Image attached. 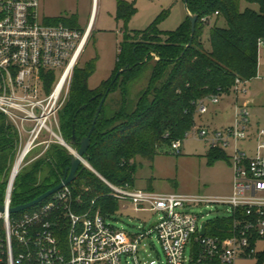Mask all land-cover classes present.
Here are the masks:
<instances>
[{
  "label": "built area",
  "instance_id": "obj_1",
  "mask_svg": "<svg viewBox=\"0 0 264 264\" xmlns=\"http://www.w3.org/2000/svg\"><path fill=\"white\" fill-rule=\"evenodd\" d=\"M48 19L41 12L40 0H0V112L18 132L14 166L19 157L22 165L35 147H40L41 153L32 160L40 157L52 143L76 152L61 135L58 112L68 96L73 68L91 30L89 25L80 30ZM209 19L202 17L204 22ZM262 44L264 40H259L258 46ZM59 67L62 70L58 76L55 73L51 89L41 94L42 71L55 72ZM246 83L236 78L229 93L235 100L230 123L214 130L205 123L193 128L197 136L209 141L211 148L229 150L233 184L228 195L120 187L99 175L86 158L82 159V164L94 170L119 203L129 202L137 211L149 210L157 215L154 224H139L134 232H127L116 228L99 209L76 212L71 183L39 206L18 212L21 215L10 213L13 180H8L0 202L4 206L0 211V264H123V260L125 264H232L239 256L257 254L256 243L264 239V128L250 132L247 103L239 102V94L247 93ZM220 99L218 94L200 99L195 114L208 113V103L218 104ZM247 138H254L253 154L240 144ZM170 146L178 153L181 139L172 140ZM211 204L227 206L222 215L232 221L227 235L209 234L208 219L203 220V212L194 209ZM60 230L65 233L63 241ZM147 237L159 244L164 262L157 259L148 263L140 257V243Z\"/></svg>",
  "mask_w": 264,
  "mask_h": 264
},
{
  "label": "trees",
  "instance_id": "obj_2",
  "mask_svg": "<svg viewBox=\"0 0 264 264\" xmlns=\"http://www.w3.org/2000/svg\"><path fill=\"white\" fill-rule=\"evenodd\" d=\"M187 8L197 13L198 19L191 44L186 49L191 27L187 16L175 30L161 31L155 21L143 30L133 31L141 41L130 40L127 34L115 70L95 88L87 83L94 70L93 63L89 62L84 68L75 65L73 69L68 96L58 112L61 135L77 150L109 87L91 133L86 158L99 175L117 186H134L137 157L152 158L161 144L184 137L194 124L200 99L229 94L236 78L248 81L256 75L258 42L264 40V0H187ZM135 11L133 5L118 0L117 19L127 21ZM204 16L222 18L224 23H214L208 28L207 46L203 42L208 25L207 21H202ZM48 20L77 28L75 15ZM121 67L127 68L111 85ZM145 70H148L147 83L130 108L126 86ZM41 75L44 90L49 91L55 72L42 71ZM18 140L14 125L0 112V202L16 159ZM212 150V156L224 155L220 149ZM71 155L65 146L52 143L40 157L22 166L13 180L12 205L28 202L55 186L69 166ZM71 186L73 209L78 213L99 209L111 220L120 207L119 201L110 194V188L87 167L79 172ZM231 223L230 217L217 216L208 219L207 231L224 236L229 233ZM59 235L65 240L62 230ZM257 257V264L264 263V251L258 252Z\"/></svg>",
  "mask_w": 264,
  "mask_h": 264
},
{
  "label": "rangeland",
  "instance_id": "obj_3",
  "mask_svg": "<svg viewBox=\"0 0 264 264\" xmlns=\"http://www.w3.org/2000/svg\"><path fill=\"white\" fill-rule=\"evenodd\" d=\"M124 1L133 5L136 10L127 21L117 19L118 0H97L95 4L90 26L91 34L76 64L77 67L84 68L89 62L93 63V73L87 79L90 88L97 87L112 75L127 34H129L130 40L141 41L139 37L132 34L133 31L143 30L155 21L157 28L161 31L175 30L187 16L184 0ZM253 6L256 7V5ZM40 9L41 12L56 15V17L63 19L75 15L78 21L77 28L79 26L78 29L84 30L91 14L92 0H40ZM207 22L208 25L204 29L203 36V42L206 46L209 45L208 28L214 23L222 25L223 20L222 18H212ZM61 70L62 67L55 69L57 76ZM147 71H143L137 79L129 82L126 86V100L130 108L134 107L137 97L147 83ZM245 87L247 93L239 94V102H249L247 106L251 123L258 121L260 127L264 128V44L258 48L256 75L247 81ZM39 89L41 94L47 92L44 90L43 83L39 85ZM232 96V93L229 95L221 94L218 105L209 103L208 108L213 112L212 116L210 113L204 115L196 113L192 130L190 129L187 137L181 139L178 153L169 143H163L156 149L152 158L137 157L132 188L207 196L228 193L233 184V168L228 159L229 150L220 149L224 155L212 156L213 150L209 141L197 136L193 132V128L205 123L211 130H214L230 123L235 102ZM240 144L250 154L254 153V140L247 138L245 142ZM40 149V147H35L24 159L21 167L39 155ZM126 204L128 205L125 207L120 206L116 215L111 219L116 228L134 232L139 224L150 226L157 221V215L152 211H137L131 203L126 202ZM226 208V205L211 204L207 208L205 205H201L194 209L196 211L201 210L204 214L203 220H207L226 214ZM206 213L208 215H205ZM17 215H21V213H17ZM256 247L259 253L264 251V239L259 240ZM189 251L188 246L187 255ZM139 255L148 263L157 259L162 262L165 261L159 244L155 239L151 240L148 237L141 241ZM257 258V254L239 256L232 264H257ZM123 264H125L124 260Z\"/></svg>",
  "mask_w": 264,
  "mask_h": 264
},
{
  "label": "water",
  "instance_id": "obj_4",
  "mask_svg": "<svg viewBox=\"0 0 264 264\" xmlns=\"http://www.w3.org/2000/svg\"><path fill=\"white\" fill-rule=\"evenodd\" d=\"M184 8L186 10V15L189 18L190 25H191V27H190V39H189L188 43L186 44V47H185V49H186L191 44L192 37L194 34L195 24H196V21L198 19V14L192 13L188 10L187 0H184ZM126 68L127 67H121L117 70L113 80L111 81V85L115 82L118 75L121 72H123L124 70H126ZM108 91H109V87L100 100L97 111L95 113L94 120L92 122V125H91L88 133L84 137H82V139L80 140L79 146H78V149L76 150V152L72 153L71 158H70V164H69V166H67L64 169L63 176L60 179V181L55 186H53L50 189L46 190L45 192L41 193L40 195H38L34 199H32L28 202H25V203H21V204L15 205V206H11L9 209L10 213H18V212L24 211L25 209H28L30 207L35 206L36 204H38L42 200L46 199L48 196H50L52 193H54L55 191H57L58 189H60L64 185H68L75 180V178L77 177L79 172L85 167V165H82V167L80 168V166L82 164V159L86 158V156H87V151H88V148L90 145L91 133H92V130L94 128L96 119L98 118V116L100 114L101 108H102L103 103L105 101V98L108 94ZM72 139H73V142H75L74 135H73ZM13 178H14V164H13L11 174L9 177V182H11L13 180ZM3 210H4V206L0 203V211H3ZM204 230H205V222H202L201 234L204 233Z\"/></svg>",
  "mask_w": 264,
  "mask_h": 264
},
{
  "label": "crops",
  "instance_id": "obj_5",
  "mask_svg": "<svg viewBox=\"0 0 264 264\" xmlns=\"http://www.w3.org/2000/svg\"><path fill=\"white\" fill-rule=\"evenodd\" d=\"M97 3V0H92V9H91V14H90V17H89V20H88V22H87V26L89 25V26H91V22H92V19H93V14H94V9H95V4ZM42 13H43V15L45 16V17H48V18H52V17H56V15H50V14H47V13H45V12H43L42 11ZM77 23H78V21H77ZM78 28H80L79 26H78ZM90 34H91V32H90ZM229 95V94H228ZM221 100V99H220ZM220 103V102H219ZM218 103V104H219ZM247 104L249 103L248 101L246 102ZM209 104V103H208ZM218 104H216V105H218ZM214 105V104H213ZM208 113H210V115L212 116L213 115V112L212 111H210V109H209V111H208ZM260 127V124L258 123V121H256V122H253V123H251V119H250V132H251V134H254L256 131H257V129ZM254 139V138H253ZM252 139V140H253ZM248 143V142H247ZM231 190H232V187L230 188V190H229V192L228 193H225V194H221V195H218V196H223V195H228L230 192H231ZM124 203V204H123ZM123 203H119V206H121V207H125V206H127L128 204H126L125 202H123ZM117 213V212H116ZM116 215V214H115ZM257 248V247H256Z\"/></svg>",
  "mask_w": 264,
  "mask_h": 264
},
{
  "label": "bare ground",
  "instance_id": "obj_6",
  "mask_svg": "<svg viewBox=\"0 0 264 264\" xmlns=\"http://www.w3.org/2000/svg\"><path fill=\"white\" fill-rule=\"evenodd\" d=\"M21 162H22V157H19L15 163V166H14V175H16L17 171L19 170ZM13 180H14V178H13Z\"/></svg>",
  "mask_w": 264,
  "mask_h": 264
}]
</instances>
